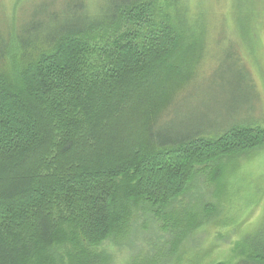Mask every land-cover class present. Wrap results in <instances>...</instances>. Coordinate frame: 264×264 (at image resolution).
Instances as JSON below:
<instances>
[{"label":"trees","instance_id":"obj_1","mask_svg":"<svg viewBox=\"0 0 264 264\" xmlns=\"http://www.w3.org/2000/svg\"><path fill=\"white\" fill-rule=\"evenodd\" d=\"M196 20L187 0L0 4V264H110L100 246L140 209L181 239L189 222L163 211L196 169L264 145L254 74L229 37L230 121L167 120L205 73ZM260 238L237 264H264Z\"/></svg>","mask_w":264,"mask_h":264},{"label":"rangeland","instance_id":"obj_2","mask_svg":"<svg viewBox=\"0 0 264 264\" xmlns=\"http://www.w3.org/2000/svg\"><path fill=\"white\" fill-rule=\"evenodd\" d=\"M8 1L0 0V4ZM187 2L197 15L198 31L205 26L208 30L204 33L207 54L201 65L205 73L200 74L192 91L185 92L167 120L179 125L182 119L196 114L202 123L230 121V82L226 75H219L228 37V41L236 42L252 69L259 97L252 105L257 111L255 116L264 119V0ZM247 109H237L234 120H240L238 116ZM216 166L220 174L214 180ZM196 170L186 192L163 211L183 217L190 231L180 239L165 228L159 216L140 209L123 236L100 246L110 255V264H237L235 250L246 236L264 238V145Z\"/></svg>","mask_w":264,"mask_h":264}]
</instances>
